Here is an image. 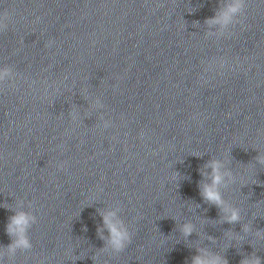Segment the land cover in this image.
Instances as JSON below:
<instances>
[{
  "label": "clouds",
  "instance_id": "9594fccd",
  "mask_svg": "<svg viewBox=\"0 0 264 264\" xmlns=\"http://www.w3.org/2000/svg\"><path fill=\"white\" fill-rule=\"evenodd\" d=\"M246 6V0H232L226 8V11L222 14V22L228 24L232 22L234 17H238L244 10ZM12 20V15L5 11L0 14V28L5 27V22ZM207 23H216L218 18H210ZM53 41H48L50 46ZM8 69L0 71V79H3L7 74ZM260 163H264V157H258ZM58 168L63 169L64 163L57 165ZM205 167L211 169L210 173V183H204L201 185V196L209 203L215 204L221 207L222 211L226 214L225 219L228 223H235L240 220V212L238 208L231 207L226 204L220 191L219 186L224 182L225 176H229L230 173L222 172V163L218 160L210 161ZM7 207V205H5ZM115 212H108L103 214L104 226L108 229L109 239L108 245L111 249L120 253L125 250L128 244L131 243L132 234L129 230L124 227L123 223L119 220H114ZM35 222V217L25 211H16L9 219L6 231L10 237H15L13 242L7 246V252L10 254H15L18 249H30L32 244L27 236V231L31 224ZM194 230L192 223H185L182 226L181 231L185 236L190 235ZM245 231H248L247 226H245ZM99 231V230H98ZM260 235V233H257ZM207 254L204 256L197 255L193 257L192 264H227V261L219 256H213L211 258H206ZM241 264H261L258 257H253L251 259H244Z\"/></svg>",
  "mask_w": 264,
  "mask_h": 264
}]
</instances>
